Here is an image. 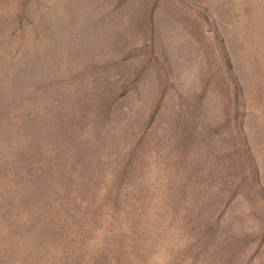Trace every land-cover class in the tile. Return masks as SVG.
Wrapping results in <instances>:
<instances>
[{
	"label": "rangeland",
	"instance_id": "rangeland-1",
	"mask_svg": "<svg viewBox=\"0 0 264 264\" xmlns=\"http://www.w3.org/2000/svg\"><path fill=\"white\" fill-rule=\"evenodd\" d=\"M0 264H264V0H0Z\"/></svg>",
	"mask_w": 264,
	"mask_h": 264
}]
</instances>
